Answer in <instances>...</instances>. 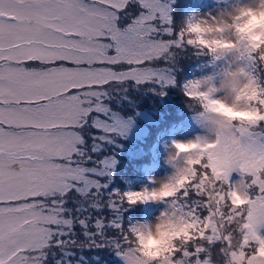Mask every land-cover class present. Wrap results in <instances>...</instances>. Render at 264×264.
Listing matches in <instances>:
<instances>
[{
	"label": "snow or ice",
	"instance_id": "obj_1",
	"mask_svg": "<svg viewBox=\"0 0 264 264\" xmlns=\"http://www.w3.org/2000/svg\"><path fill=\"white\" fill-rule=\"evenodd\" d=\"M191 43L177 38L171 0H0V264H84L76 248L119 255L129 209L153 204V185L110 187L115 159L101 154L131 123L113 105L129 88H186L180 57L207 70ZM193 120L215 165L197 160L171 202L140 219L165 209L194 229L167 264H264V116Z\"/></svg>",
	"mask_w": 264,
	"mask_h": 264
},
{
	"label": "clouds",
	"instance_id": "obj_2",
	"mask_svg": "<svg viewBox=\"0 0 264 264\" xmlns=\"http://www.w3.org/2000/svg\"><path fill=\"white\" fill-rule=\"evenodd\" d=\"M264 0H213L206 11H193L175 22L177 38L198 53L207 70L185 79L186 88L177 87L189 114L199 118L207 111L214 119L235 126L256 123L264 116ZM239 39L245 45L241 51L233 50ZM221 52L227 56L222 58ZM181 60L185 59L180 57ZM180 64L177 65L179 69ZM211 78V79H210ZM215 89L209 95V88ZM185 93H188L187 95ZM195 125L199 128L196 121ZM209 149L197 144L195 135L187 139H172L164 146V163L169 171L162 177L150 178L148 189L153 204L171 202L174 189L182 186L187 173L197 160L205 165H215L204 155ZM212 176V167L208 168ZM217 174H219L217 172ZM211 179L206 181L210 183ZM147 185H142L143 191ZM232 200L237 205L238 193ZM127 239L116 256L122 264H167L183 250L194 229L180 222L170 212L161 209L150 219H136L126 230ZM239 237L233 240L238 245ZM252 244L249 252H255ZM229 251V250H225ZM264 259V246L260 247ZM226 257L224 264H229ZM209 264H218L210 260Z\"/></svg>",
	"mask_w": 264,
	"mask_h": 264
},
{
	"label": "rangeland",
	"instance_id": "obj_3",
	"mask_svg": "<svg viewBox=\"0 0 264 264\" xmlns=\"http://www.w3.org/2000/svg\"><path fill=\"white\" fill-rule=\"evenodd\" d=\"M184 1L186 0H171L174 22H178L182 16L189 12H203L213 6V0L190 1L185 6L182 15L180 9ZM194 61V59L181 60L178 75L187 79L204 71L197 63L193 65ZM190 64L193 67L187 73L186 70ZM128 98V100L118 105H113V109L122 115L125 120L130 118L131 123L128 130L123 137L116 138L114 145L106 147L101 154V158L104 155H113L115 159L110 187L137 190L142 185H148L150 178L162 177L169 171L163 159L164 146L167 142L172 139L190 138L199 132V128L193 122L177 88L165 89L164 95H159L145 88H129ZM178 120L181 121L177 122ZM174 122L176 123L174 129L168 131V127ZM156 132H160V140L153 146L154 155L147 157V160V145L155 140L154 134ZM94 134L99 133L94 132ZM149 150L150 148L148 152ZM149 159L154 162L149 163ZM133 167L138 168V171L134 174H138V178L133 180L130 186L127 187L125 180L133 173ZM144 208V215H147L150 211L155 212L156 205H144ZM138 210L139 208L129 209L134 219L141 218V215H138ZM72 251L76 253V258L81 256L85 258L84 264H122L115 253L111 256L112 251L108 248H86L82 250L76 248Z\"/></svg>",
	"mask_w": 264,
	"mask_h": 264
},
{
	"label": "trees",
	"instance_id": "obj_4",
	"mask_svg": "<svg viewBox=\"0 0 264 264\" xmlns=\"http://www.w3.org/2000/svg\"><path fill=\"white\" fill-rule=\"evenodd\" d=\"M189 2H190V0H186V1H184L183 5L181 6L180 12H181L182 15H183V12H184V8H185V6H186ZM195 63H196V62L194 61V62H193V65H194ZM193 65H191V64L188 65L186 72H189V71H188L189 68H190L191 66H193ZM156 133H158V132H156ZM156 133H155V134H156ZM155 134H154V135H155ZM151 143H152V142H151ZM151 143H149V144L147 145V156H146V159H147V157H149V156H148V149H149L148 147L151 145ZM147 160H148V159H147ZM147 162H148V161H147ZM149 162H150V159H149ZM139 166H140V165H139ZM139 166H138V167H139ZM134 167H135V165H134ZM134 167H133V168H134ZM135 169H136V170H135ZM132 170H133V169H132ZM137 171H138V168H134L133 173H132L131 175H129V177L133 176V174H135V172H137ZM129 177H128V178H129ZM125 181H126V182H125V185L128 187V181H127V180H125ZM145 208H146V207H145ZM145 208H144V206H140V207H139V210H138V215H141V216L144 215V214H145V213H144V212H145ZM113 254H114V252L111 253V256H112Z\"/></svg>",
	"mask_w": 264,
	"mask_h": 264
},
{
	"label": "bare ground",
	"instance_id": "obj_5",
	"mask_svg": "<svg viewBox=\"0 0 264 264\" xmlns=\"http://www.w3.org/2000/svg\"><path fill=\"white\" fill-rule=\"evenodd\" d=\"M137 175H138V174H137ZM137 175H134V174H133V176L127 178V181H128V187L130 186L131 182H133V180H136V179L138 178Z\"/></svg>",
	"mask_w": 264,
	"mask_h": 264
}]
</instances>
